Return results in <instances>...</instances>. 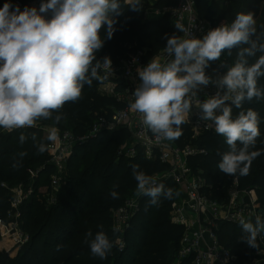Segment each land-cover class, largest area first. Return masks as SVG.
Instances as JSON below:
<instances>
[{"label":"clouds","instance_id":"clouds-1","mask_svg":"<svg viewBox=\"0 0 264 264\" xmlns=\"http://www.w3.org/2000/svg\"><path fill=\"white\" fill-rule=\"evenodd\" d=\"M125 3L132 11L142 10L141 0ZM10 9V3L0 8V128L10 132L35 127L38 120L53 119V113H57L54 120L58 124L64 105L78 101L84 85L91 86L93 79L100 78V63L93 66L95 53L104 44L100 31L104 28L106 38H112L114 17L122 14L120 0H46L39 10ZM49 12L50 18L46 15ZM175 28L185 35L165 37V52L174 58L166 63L153 58L137 69L141 82L132 93L134 100L129 107L142 115V124L157 140L173 141L182 135L181 125L188 122L195 105L200 118L212 122L205 127H214L229 147L222 154L219 171L227 176H247L253 161L264 152L250 151L260 135L259 114L248 109L234 119L232 111L246 100L264 98V88L258 87V79L264 76V25L258 32L254 14L249 12L238 13L230 24L222 23L202 38L193 37L182 23L177 22ZM233 49H238L237 59L223 75L213 79L206 74L210 62L220 60L225 51L231 55ZM257 53L261 55L249 65L248 58ZM103 66L111 68L109 57H104ZM209 84L217 88L216 93L194 104L193 97ZM31 138L39 153L48 150L35 133ZM26 139L21 134L19 142L24 144ZM57 139V130L52 128L47 140ZM24 155L19 153L21 159ZM20 166L19 160L12 164L14 169ZM138 167L132 165L137 196L149 197L151 205H158L160 197L179 195ZM110 195L118 198L115 190ZM239 225L245 233L241 239L257 248L264 221L257 216L253 223L241 216ZM86 237H91L85 242L92 255L105 259L113 247L107 234L101 230L93 237L89 231Z\"/></svg>","mask_w":264,"mask_h":264},{"label":"trees","instance_id":"trees-1","mask_svg":"<svg viewBox=\"0 0 264 264\" xmlns=\"http://www.w3.org/2000/svg\"><path fill=\"white\" fill-rule=\"evenodd\" d=\"M24 0L25 8H29ZM8 0H0V8ZM122 14L115 16V31L111 39L106 38L104 28L100 31L103 47L95 53L93 66L99 62L103 66L104 57L117 63L129 53L147 50L145 58H152L165 50L166 35H180L172 24L169 14L161 17L148 18L146 11L150 6L148 1H141L142 10L132 11L125 0H120ZM176 4V0H158L157 8ZM173 4V5H174ZM264 0H229L228 5L197 0L198 13L215 23L223 20L231 23L238 13H253L257 22L258 32L264 25ZM24 8V9H25ZM13 10V9H10ZM246 47V45L242 46ZM238 49H233L231 55L227 51L222 57L227 66H232ZM261 55L249 57L251 65ZM101 67L97 70L101 73ZM101 79H93L91 86L85 84L81 98L76 102L66 103L61 109L63 119L57 124L53 119L38 120L35 127L6 131L0 128V217L9 208L10 189L23 185L33 189L30 200L22 206L23 227L30 234V241L25 244L16 257L0 251V264H173L180 248L183 228L175 225L170 219L172 199L160 197L158 205H151L150 198L144 196L140 210L133 217L130 226L124 234L123 247L119 243L121 233L113 226L112 210L124 205L127 199L136 197L137 182L132 173V165H138V170L152 175L161 171L166 165L158 160H149L141 148L134 157L119 155V148L129 140L126 129L115 132H104L89 139L83 144H76L68 161V181L57 193L53 204L48 205L44 194L38 192L41 186L50 182V175L55 167L50 162L48 152L39 153L32 140L35 133L37 141L48 145L44 134L46 126H56L60 130L71 131L74 135L88 132L95 119V113L111 106H121L114 96L99 89ZM258 87L264 88V76L258 79ZM252 109L259 114L260 135L256 145L250 151L264 150V98L244 101L241 108H233L235 119L240 111ZM182 135L176 141L179 145L193 142L206 149L202 155L192 159L195 169L203 171L210 182L215 185L229 186L238 177L242 186L254 187L264 200V152L257 157L247 176H227L220 172L218 164L222 154L229 151L225 138L216 132H206L193 140L189 126L181 125ZM24 134L27 139L24 144L19 137ZM25 153L23 158L19 153ZM20 161V167L14 169V161ZM38 174V176H37ZM165 188L173 189L168 182H161ZM115 190L118 198L113 199L110 192ZM41 194V196L39 195ZM103 230L113 244L105 259L92 255L86 239V233L94 235ZM221 242L241 258H250L260 249L249 247L241 238L245 235L236 225L224 222L217 231ZM125 240V243H124ZM58 246L59 249H58ZM79 257H83L80 259ZM79 258V259H78ZM182 264H187L183 261Z\"/></svg>","mask_w":264,"mask_h":264},{"label":"built area","instance_id":"built-area-1","mask_svg":"<svg viewBox=\"0 0 264 264\" xmlns=\"http://www.w3.org/2000/svg\"><path fill=\"white\" fill-rule=\"evenodd\" d=\"M8 1L13 10L17 6L20 11L25 8L24 0ZM209 1L224 5L229 2V0ZM42 2L46 0H30L28 6L39 9ZM166 14H169L173 25L177 22L182 23L196 38H202L210 29L222 23L230 24L225 20L215 23L202 17L197 10V0H176L175 5L150 8L146 11L148 18ZM46 15L48 18L51 17L50 12ZM184 35L180 32L179 36L184 37ZM146 54V49L138 50L129 53L117 63L111 62V68L101 67V73L98 75L102 80L99 89L114 96L122 105L105 108L102 113L96 112L95 122L85 134L74 135L68 130L57 129L58 139L55 142L49 141L47 150L55 170L50 175V185L41 186L38 192L44 194L48 205L53 204L58 191L68 181L67 165L76 144H83L104 132L126 129L129 140L119 148V155L131 158L136 156L137 149L141 148L147 159L158 160L166 165L165 169L153 175L157 178V183H171L175 192H179V195H175L172 200L170 209L171 222L183 228L180 248L173 264H182L183 261H187V264H264V247L258 249L250 258H241L221 242L217 233L224 222L240 227L241 216L246 220L250 219L253 223L257 216L264 221V200L258 194V190L254 187L242 186L238 177H235L227 187L210 182L202 170L193 168L191 161L206 152L204 147L193 142L179 145L176 140H157L142 124V115L129 107L134 100L132 93L141 82L137 69L147 66L153 58H158L161 63L174 58L168 57L165 50L152 58L146 59ZM222 55L220 60L210 62L206 69V74L213 79L223 75L227 70L226 59ZM216 91L217 88L212 84L202 87L197 92V96L193 97V103L203 101L207 96L214 95ZM200 115V110L193 105L186 122L193 140L206 132H215L214 127H205L212 122L202 120ZM32 194L33 189L31 187L26 189L23 185L10 189L7 215L5 218H0L1 241L6 243L3 249L10 256L15 250L14 257H16L20 249L30 241V234L23 227L22 206L30 200ZM143 197L128 199L124 205L113 210L118 231H126L130 226L133 217L140 210ZM257 241L264 246V231L257 236ZM121 246L123 247V244Z\"/></svg>","mask_w":264,"mask_h":264},{"label":"rangeland","instance_id":"rangeland-1","mask_svg":"<svg viewBox=\"0 0 264 264\" xmlns=\"http://www.w3.org/2000/svg\"><path fill=\"white\" fill-rule=\"evenodd\" d=\"M158 2V0H148V3H150V6L148 7V9H150V8H154V9H156L157 8V6L155 5L156 3ZM174 4V3H173ZM173 4H169V5H173ZM169 5H165V6H169ZM175 5V4H174ZM228 5V4H227ZM223 6H226V5H224L223 4ZM34 7V6H33ZM37 8V7H36ZM263 8H264V5H263ZM37 10H39V9H37ZM94 122H95V119H94ZM93 124V123H92ZM52 128H55L56 130L58 129V130H60L58 127H56V126H46L43 130H44V134L47 136V134L50 132V130L52 129ZM57 130V131H58ZM60 131H63V130H60ZM66 131V130H65ZM71 132V131H70ZM72 133V132H71ZM73 134V133H72ZM198 170H200V169H198ZM157 172H159L158 170H156L154 173H152V175L151 176H153L155 173H157ZM48 185H50V182L49 183H47L46 184V186H48ZM40 196H41V194H39ZM134 198V197H133ZM128 200V199H127ZM111 213H112V215H113V210L111 211ZM6 215H7V211H6V213H5V215L4 216H2V217H0V218H5L6 217ZM113 219V226H114V228L118 231V229H117V227H116V225H117V223H116V220L114 219V217L112 218ZM120 232V231H119ZM121 233V235L119 236V243H120V245H122V242H123V239H124V234H125V231H123V232H120ZM124 243H125V240H124ZM6 246V243L3 241H1V236H0V251H4V252H6L3 248ZM7 253V252H6ZM15 256V250H13L12 251V253H11V257H14ZM80 259H82L83 257H79ZM78 258V259H79Z\"/></svg>","mask_w":264,"mask_h":264}]
</instances>
